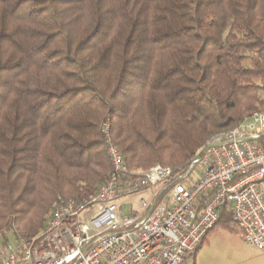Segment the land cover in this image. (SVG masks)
<instances>
[{
	"label": "trees",
	"instance_id": "16d2710c",
	"mask_svg": "<svg viewBox=\"0 0 264 264\" xmlns=\"http://www.w3.org/2000/svg\"><path fill=\"white\" fill-rule=\"evenodd\" d=\"M261 92L264 0H0L4 244L107 181V118L131 170L175 167L264 110Z\"/></svg>",
	"mask_w": 264,
	"mask_h": 264
},
{
	"label": "built area",
	"instance_id": "2783aa9c",
	"mask_svg": "<svg viewBox=\"0 0 264 264\" xmlns=\"http://www.w3.org/2000/svg\"><path fill=\"white\" fill-rule=\"evenodd\" d=\"M112 171L83 202L57 204L42 232L0 250V264H188L227 209L243 240L264 253V111L214 135L198 160L131 170L102 126ZM160 187L140 211L121 202ZM155 205L150 212V207Z\"/></svg>",
	"mask_w": 264,
	"mask_h": 264
},
{
	"label": "rangeland",
	"instance_id": "374dc122",
	"mask_svg": "<svg viewBox=\"0 0 264 264\" xmlns=\"http://www.w3.org/2000/svg\"><path fill=\"white\" fill-rule=\"evenodd\" d=\"M259 98L264 102V92L260 93ZM160 192L161 188L155 187L151 191L139 193L123 200L121 204L124 213L131 215V210L140 211L139 200L141 198L151 199ZM9 236L7 244H13L16 240L12 239V235ZM3 241L4 239L0 236V250L7 245ZM188 264H264V253L247 244L235 224L230 227L218 224L209 233L193 261L188 260Z\"/></svg>",
	"mask_w": 264,
	"mask_h": 264
},
{
	"label": "water",
	"instance_id": "95a60500",
	"mask_svg": "<svg viewBox=\"0 0 264 264\" xmlns=\"http://www.w3.org/2000/svg\"><path fill=\"white\" fill-rule=\"evenodd\" d=\"M203 149H201L198 153H197V156L195 158V160H198L200 158V155L202 153ZM155 205V202L152 204V206L150 207V212L152 211L153 207Z\"/></svg>",
	"mask_w": 264,
	"mask_h": 264
}]
</instances>
